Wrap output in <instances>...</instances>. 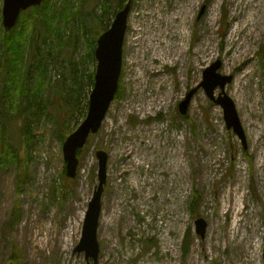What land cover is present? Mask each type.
<instances>
[{"label":"rangeland","instance_id":"374dc122","mask_svg":"<svg viewBox=\"0 0 264 264\" xmlns=\"http://www.w3.org/2000/svg\"><path fill=\"white\" fill-rule=\"evenodd\" d=\"M104 1L86 0L49 45L43 27L35 31L27 89L14 93L32 107L26 95L43 75L35 98L47 114L31 122L30 145L20 144L26 108L2 112L20 162L0 167V264H93L74 248L98 183L97 150L108 155L97 264H263L264 0H130L118 91L69 178L62 144L86 116L96 68L85 25L100 16L110 25L118 11L112 0L101 15ZM216 60L217 73L232 76L224 90L245 143L199 86Z\"/></svg>","mask_w":264,"mask_h":264},{"label":"water","instance_id":"95a60500","mask_svg":"<svg viewBox=\"0 0 264 264\" xmlns=\"http://www.w3.org/2000/svg\"><path fill=\"white\" fill-rule=\"evenodd\" d=\"M41 2L42 0H3V27L7 30L13 28L22 11L32 6H37ZM129 11L130 1H127L116 12L108 29L97 38L94 51L96 69L93 88L89 94L87 113L76 130L71 132L62 144V153L66 169L65 174L69 178H74L76 175L79 164L76 154L77 150L83 148L90 135L98 132L118 90L122 65V49ZM220 64L221 62L216 60L204 69L203 79L199 86L204 89L206 95L212 101L222 106L226 126L228 128L232 127L245 143L234 102L224 90L226 83L231 81L232 76L217 73ZM217 87L220 89V92L215 95ZM194 91L195 89L190 90L178 104V110L181 114L186 113L187 106ZM95 155L98 160V183L94 187L85 211L80 240L74 248V251L78 253L84 252L87 262L89 263V259H92L93 264H97L99 255L97 227L101 213V198L106 183V165L108 158L107 153L103 150H97ZM195 224L197 233L203 236L205 222L203 219L198 218Z\"/></svg>","mask_w":264,"mask_h":264},{"label":"trees","instance_id":"16d2710c","mask_svg":"<svg viewBox=\"0 0 264 264\" xmlns=\"http://www.w3.org/2000/svg\"><path fill=\"white\" fill-rule=\"evenodd\" d=\"M112 0H105L102 2V14L108 15L111 10L110 4ZM116 2V10L121 9L125 5V0H114ZM58 2V5H57ZM60 0H42L40 5L32 6L25 11H22L18 17L15 26L9 30L0 29V142H1V155H0V167L9 166L10 164L19 167L20 158L18 157L16 151L17 147L12 143L10 137L7 135V122L5 120L2 112L11 114L20 111L22 106L24 107V117L23 126L26 127V131L23 130V138L20 144H31V139L33 135L30 134L29 127L34 119L44 116L46 112V105L42 99H36L35 97H41L42 94V84L43 75H41V80L36 83L35 91L30 88L29 94L26 95L27 100L30 99V104L33 106L29 108L23 103H19L14 93L18 88L19 84H22L21 94H24L27 87V74L29 68L32 65L27 66L26 71L25 59L29 54L30 47L33 41L37 40L35 36V31L38 27H43L44 34L47 35L42 37L44 41L43 44H50V37L60 35L62 28L73 22L74 19H79L83 15V7L86 0H77L78 6L72 9L74 5L73 0H63L62 6H59ZM99 20L98 27H91L85 25V31L92 29L94 31V45L91 47V53L94 56L95 41L101 33L108 29L109 23H102L101 16ZM103 24V26H102ZM43 34V35H44ZM81 35H83L81 33ZM49 36V38H48ZM81 38H84L81 36ZM38 45L35 46V50ZM35 53L32 54V57ZM94 74V71H93ZM92 76L90 77H93ZM91 79V78H90ZM93 84V79L90 80ZM18 84V85H17ZM17 102V103H16ZM69 132L66 133V136ZM81 149L77 150V156L79 157ZM22 180L16 181L17 188H21ZM194 202L192 203L193 207ZM17 203L13 209L14 213H17ZM194 210V209H193ZM16 216V214H15Z\"/></svg>","mask_w":264,"mask_h":264}]
</instances>
